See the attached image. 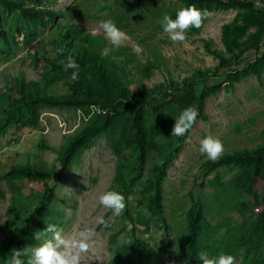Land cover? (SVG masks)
Returning a JSON list of instances; mask_svg holds the SVG:
<instances>
[{"label": "rangeland", "instance_id": "obj_1", "mask_svg": "<svg viewBox=\"0 0 264 264\" xmlns=\"http://www.w3.org/2000/svg\"><path fill=\"white\" fill-rule=\"evenodd\" d=\"M32 4L51 9L58 15L46 29L31 23L34 37L29 44L25 42L24 35L15 36L16 45H6L0 41V110L8 105L6 92L19 75H23L27 81H40L51 71L47 60L54 57L50 43L58 35L53 31L56 25L63 27L64 35L71 31L69 38L82 40L84 33L104 37L102 32L93 34L91 30L98 27L100 20L111 18L127 34V39L122 41L119 48L110 50L103 57L112 74L132 92L142 93L148 100L156 86L167 85L166 91L174 86L176 89L171 90L179 94L183 88L201 80L199 73L209 76L207 82L210 87L219 83L222 86L206 99L204 112L207 121L197 122L192 129L184 149L163 183L164 212L174 242L173 264L186 262L180 244L186 235L187 215L195 196H200L205 205L207 224L201 239L203 244L212 245L214 240H222L226 236L224 230L241 221L240 210L246 209V205L249 207L244 212L248 215L256 217L263 212V206L255 205L253 196L248 197L242 191L236 177L237 170L231 172L221 168L208 173L207 165L211 159L198 151L199 140L205 135L221 140L223 151L218 157L230 152L254 150L264 144V71L260 82L252 75L247 76L235 84L233 92H228L223 84L228 72L244 70L264 53V42L258 53L244 48L240 58L231 61L226 69L218 73L214 71L219 61L207 53L204 44L207 41L212 51L224 53L221 30L237 17V11H207L198 33L189 34L188 27L184 30L185 40L174 42L162 31L158 20L162 13L172 15L181 7L183 4L180 0H96L94 3L92 0H44L40 4ZM254 7L262 10L263 2L256 0ZM0 18L3 23L11 21L13 17L0 6ZM254 33L255 29L248 30L249 38L243 41L251 44L250 36ZM106 45L111 49L104 37L100 41V52ZM225 58L229 57L225 55ZM172 82L175 85H171ZM66 83L63 77L56 76L46 91L52 96L65 95ZM156 91V97H164L163 92ZM179 108L173 106L171 110ZM91 111L100 110L93 107ZM177 114L164 111L160 117H167L171 129L174 122L171 123L170 117ZM27 115L26 112L22 113V116ZM82 118L80 110L41 109L36 128L15 122L0 134V243L9 232H13L15 224L23 223L24 217L35 208L44 193L38 181L16 179L13 185H9L3 178L4 174L16 165L37 164L49 169L59 167L58 153L48 147L58 150L63 146L67 137L81 126ZM159 163L158 156L151 155L143 180L132 188L126 198L133 218H137L138 214L148 218L147 201L141 190L149 171ZM115 168L116 156L106 138L101 136L75 157L71 168L55 184L56 198L49 207L45 226L47 223L57 224L69 240L79 238L76 234L81 229L91 230L89 249L80 254L79 264H109L112 258L109 238L122 229L123 223L116 219L112 228L107 227L109 221L119 216L99 205L98 196L110 189ZM253 193L264 198L263 178L256 181ZM106 214H109L106 226L98 224L96 217H105ZM125 225L128 230H135V235L148 244L151 252L169 257L166 254L168 238L164 230L157 229L154 224L126 222ZM43 239L39 232L29 247L38 245ZM118 240L120 243L128 240V233L122 231ZM233 264H239L238 260Z\"/></svg>", "mask_w": 264, "mask_h": 264}, {"label": "trees", "instance_id": "obj_2", "mask_svg": "<svg viewBox=\"0 0 264 264\" xmlns=\"http://www.w3.org/2000/svg\"><path fill=\"white\" fill-rule=\"evenodd\" d=\"M93 3L96 0H92ZM182 6L194 5L198 9L224 11L231 9L237 11V17L228 25L222 27L221 44L224 53L212 51L210 43L205 41L208 54L219 61L214 73L227 68L231 61H236L242 55L244 48L255 53L261 50L264 42V0L263 9L257 10L256 0H180ZM40 4L44 0H0V6L12 15V20L0 22V41L6 45H16V35H24L27 44L33 41L34 32L30 29L31 23L40 29L48 28L58 13L33 5ZM175 18V12L172 14ZM1 20V18H0ZM54 34H58L50 43L53 59H48L51 71L43 76L40 81H27L23 75L14 80V85L8 88V105L0 110V134L13 123L21 126L37 127L39 111L41 109H73L83 113L82 124L66 139V143L58 150L50 148L58 153L59 167L51 169L37 164L16 165L3 178L13 185L16 179L35 180L42 184L44 193L22 224H15L13 232H9L0 243V262L7 264L8 255L13 249L19 250L29 247L34 237L45 226L46 215L49 207L56 198V182L67 172L75 157L98 137L104 136L116 156V168L110 189L121 192L125 197V209L123 212L109 221L108 228L114 226L116 219H120L123 227L119 232L110 235V249L112 258L109 264H173L172 254L174 249L173 237L169 233V225L164 212L163 183L167 172L172 168L175 160L182 152L186 141L190 137L192 129L199 121H207L204 112L205 101L222 86L208 85L209 76L199 73L201 80L196 84L183 88L182 93H173L176 87L158 85L149 99L142 93H134L125 83L115 77L108 69L106 59L100 54V41L103 36H93L88 33L82 40L69 38L71 31L62 33L63 27L56 25ZM255 29L250 36L251 44H246L244 38H249L248 30ZM199 32V27L189 26V34ZM65 36V37H64ZM79 41L77 46L75 42ZM72 55L79 65L76 81L69 79V72L63 69V58ZM227 55L229 58H225ZM264 71V53L249 64L244 70L228 72L223 78V84L228 92L235 90V84L241 82L247 76H254L261 81ZM56 76H61L67 83L66 94L52 96L46 89ZM214 77V76H213ZM42 81V83H40ZM171 85H175L172 82ZM160 90L164 97H156V90ZM192 105L197 108L198 116L191 129L184 136L171 135L167 123V117H160L164 111L175 114L182 108ZM173 106L180 107L172 111ZM97 107L100 111L92 112ZM26 112L27 116H22ZM151 114V115H150ZM173 123L175 117H170ZM157 155L160 163L149 171L148 178L142 186V195L147 201L146 210L149 215L143 217L138 214L133 218L129 211L127 199L133 187L143 180L147 163L151 155ZM207 167L208 173L221 168L229 171H238L237 180L244 194L253 196L255 205L263 206V212L256 217L248 215L241 209V221L229 225L224 231L226 236L222 240H214L212 245L203 244L201 239L206 230L205 205L200 196L193 198V205L187 215L186 235L180 244L182 255L187 264H200L197 260L201 250H207L210 256L218 252L234 256V261L239 264H264V198L258 193H253V187L260 178L264 179V144L254 150L230 152L224 156L211 160ZM249 207V206H248ZM109 214L105 215V221ZM146 220V221H145ZM126 222L134 224L156 225L159 230L167 234L168 245L165 257L157 252H151L148 244L135 235V230H128ZM122 231L128 233V240L120 243L118 238ZM27 259V256L24 257Z\"/></svg>", "mask_w": 264, "mask_h": 264}, {"label": "clouds", "instance_id": "obj_3", "mask_svg": "<svg viewBox=\"0 0 264 264\" xmlns=\"http://www.w3.org/2000/svg\"><path fill=\"white\" fill-rule=\"evenodd\" d=\"M208 14L207 9H198L194 5L187 7L181 6L175 10V18L170 13L164 12L158 20L162 31L168 34V39L172 41H184L185 29L190 25L198 28L201 25L202 18ZM92 33L102 32L111 45V49L106 45L101 49V55H108L110 50L120 47L123 40L127 39V34L119 28L111 18L100 20L98 27L93 28ZM118 59V57H113ZM63 69L69 72V79L76 81L79 71V65L72 55H65L62 61ZM198 110L189 105L182 108L175 119L171 128V135L184 136L192 128ZM198 151L208 159L215 160L223 151L221 140L212 135H205L199 140ZM98 203L104 209L111 211L113 215H119L125 208L124 195L115 190L109 189L103 191L98 196ZM96 221L100 225H105V217L98 216ZM40 235L44 237L43 242L38 245L13 249L8 255L7 264H79L80 254L86 253L91 243V230L84 228L77 232L79 238L67 239L62 234V230L55 223H47ZM27 256L25 260L24 257ZM197 260L200 264H233L234 256L223 251L214 256H210L207 250H201L198 253ZM187 264V262H185Z\"/></svg>", "mask_w": 264, "mask_h": 264}]
</instances>
